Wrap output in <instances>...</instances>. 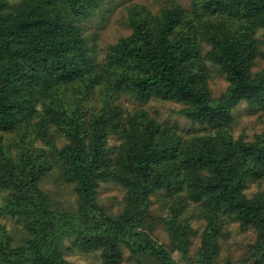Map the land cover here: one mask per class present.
Returning a JSON list of instances; mask_svg holds the SVG:
<instances>
[{
    "label": "trees",
    "instance_id": "trees-1",
    "mask_svg": "<svg viewBox=\"0 0 264 264\" xmlns=\"http://www.w3.org/2000/svg\"><path fill=\"white\" fill-rule=\"evenodd\" d=\"M104 1L0 0V216L26 235L14 245L0 224V264H71L66 250L95 253L101 264H123L125 250L178 264L137 229L159 193L171 201L163 224L182 256L195 217L204 223L198 264L215 262L229 221L255 232L250 251L264 264V130L251 141L231 132L237 104L264 109V70L251 72L263 55L264 33L259 41L255 32L264 31V0H197L192 11L173 5L158 16L134 8L130 35L101 64L81 21ZM206 62L228 81L218 99ZM121 95L176 102L202 133L185 136L145 110L131 112ZM97 97L98 110L89 106ZM60 137L67 142L59 148ZM113 137L119 144L110 148ZM49 172L72 186L75 210L53 209L42 188ZM106 182L126 191L118 218L97 202ZM251 184L258 190L249 196ZM190 207L195 213L182 217Z\"/></svg>",
    "mask_w": 264,
    "mask_h": 264
},
{
    "label": "rangeland",
    "instance_id": "rangeland-1",
    "mask_svg": "<svg viewBox=\"0 0 264 264\" xmlns=\"http://www.w3.org/2000/svg\"><path fill=\"white\" fill-rule=\"evenodd\" d=\"M17 0H14L16 2ZM197 0H105L97 9L93 10L88 17L82 19L81 30L85 36L90 39V47L93 48L96 61L104 64L108 47L115 44L120 38L130 35L131 28L129 25L130 11L134 8H145L152 15L158 16L161 11L174 6H181L183 9L192 11L193 5ZM263 30L255 32V37L263 40ZM208 49L205 46L204 51ZM263 55L257 57L251 72L256 74L264 70V48L261 47ZM208 85L211 90L212 97L218 99L225 93L228 87V81L218 72V68L209 62ZM99 97L96 102H91L92 108L98 110L100 108ZM49 101V99H48ZM120 103L129 110H145L151 116L160 122H166L170 125H176L178 130L185 136L194 135L198 131L202 133V129L197 125H193L183 116L177 114L181 105L173 101L150 100L146 103H137L126 95H121ZM233 123L231 124V132L234 138L243 137L246 141L261 134L264 130V109L260 106L250 105L246 102H240L231 111ZM38 119V118H37ZM35 119V122L37 121ZM5 139L13 141L14 136L5 134ZM4 139V140H5ZM66 139L60 137L56 144L60 148ZM118 140L113 137L108 140V147L117 146ZM43 146L41 141H36V147ZM60 179V178H59ZM57 174L49 172L43 181L42 188L51 197L53 209L58 211L75 210L77 207V198L73 192L72 186L60 181ZM264 188V184L261 185ZM258 190L257 184H251L247 189L250 196ZM126 197V191L114 182H106L101 184L98 190V204L104 209V213L108 216L118 218L123 212V202ZM152 204L150 212L144 218L137 228L148 234L152 242L158 246L167 249L173 260L178 264H198L194 256L195 249L200 245L201 233L204 223L195 217L189 218L191 227L196 232L192 240V248L188 256H182L181 253L173 249L166 227L163 224L164 217L168 214L170 202L168 197L159 193L151 198ZM2 196H0V204ZM191 212L195 213L194 207H190L182 217L187 216ZM0 224L6 227L7 233L13 240V244H19L25 237L22 224L9 216H0ZM256 240L255 232L250 229H241L238 224L229 221L219 239L220 252L213 264H254L255 258L250 251V247ZM70 241L64 242V247H71ZM65 255L71 264H101V260L97 254H82L77 251L66 250ZM138 259L153 264L152 260L140 256H132L129 251H124L123 264H137Z\"/></svg>",
    "mask_w": 264,
    "mask_h": 264
}]
</instances>
